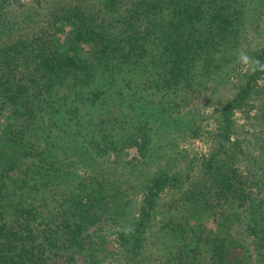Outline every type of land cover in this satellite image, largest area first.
I'll use <instances>...</instances> for the list:
<instances>
[{
    "label": "trees",
    "instance_id": "16d2710c",
    "mask_svg": "<svg viewBox=\"0 0 264 264\" xmlns=\"http://www.w3.org/2000/svg\"><path fill=\"white\" fill-rule=\"evenodd\" d=\"M6 1L0 264H264V197L220 149L175 148L182 131L199 136L194 101L229 81L239 55L250 72L218 110L219 135L230 140L234 110L261 93L264 0H55L11 19ZM179 155L197 173L177 170Z\"/></svg>",
    "mask_w": 264,
    "mask_h": 264
},
{
    "label": "rangeland",
    "instance_id": "374dc122",
    "mask_svg": "<svg viewBox=\"0 0 264 264\" xmlns=\"http://www.w3.org/2000/svg\"><path fill=\"white\" fill-rule=\"evenodd\" d=\"M24 3H29L43 12L46 9L48 10L50 6L53 8L55 0H7L5 9L2 12L3 17L11 19L16 15L21 16L26 11L23 6ZM249 72V65H242L228 82L219 87L218 91H207L206 94L200 96L199 100L194 101L195 104L192 107H194L195 116H191L187 122L200 126L199 136H192L191 131H182L183 133L180 134L175 148L179 151L183 150L185 153L184 157L189 155L190 158L220 149L222 151L220 155L239 169L243 179L246 180L247 190L253 193L252 196L261 198L264 197V75H262L263 78L259 79L256 86V90L261 93L253 94L246 105L234 110L231 117L232 127L228 133L230 140L219 135L221 133V124L219 123L218 110L222 108L224 101L232 97L236 90L246 81ZM190 120L194 121L190 122ZM222 140H224L223 146L219 147L218 142ZM167 150L172 152L168 148ZM124 157L125 160L135 163L140 156L137 149L132 147L127 150V154ZM179 158L180 155L174 161V166L177 170L180 168L186 174L189 173V168H191L190 175L197 173L195 168L192 171V168L197 164L196 160L192 159L191 166L188 168L187 162L184 160L180 161ZM155 165L152 164V167H155ZM73 175V177L76 176V174ZM188 183L183 184V186L187 188ZM178 192V189H172L170 192L162 194L159 200L157 216L152 220L153 227L151 230L160 225L159 220L165 216L164 212L169 207V199L172 196L173 199L178 198ZM130 193L134 200L143 199L142 193L134 190ZM156 232L157 230L150 231L145 244L151 249V257L155 256L157 252L155 248ZM111 241V248H119L114 239ZM115 261L110 260L105 262V264H118Z\"/></svg>",
    "mask_w": 264,
    "mask_h": 264
},
{
    "label": "clouds",
    "instance_id": "9594fccd",
    "mask_svg": "<svg viewBox=\"0 0 264 264\" xmlns=\"http://www.w3.org/2000/svg\"><path fill=\"white\" fill-rule=\"evenodd\" d=\"M237 59L243 65H248L249 64V61H250V57L246 53H243V54L239 55L237 57ZM256 65L258 66V68L260 70H264V62L257 60L256 61ZM253 70L255 71L256 69H253Z\"/></svg>",
    "mask_w": 264,
    "mask_h": 264
}]
</instances>
